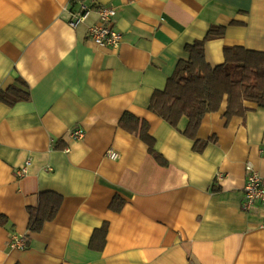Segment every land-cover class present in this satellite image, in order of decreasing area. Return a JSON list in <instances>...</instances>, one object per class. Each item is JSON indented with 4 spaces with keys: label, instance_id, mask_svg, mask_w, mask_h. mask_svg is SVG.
<instances>
[{
    "label": "crops",
    "instance_id": "0c3cea01",
    "mask_svg": "<svg viewBox=\"0 0 264 264\" xmlns=\"http://www.w3.org/2000/svg\"><path fill=\"white\" fill-rule=\"evenodd\" d=\"M79 1L114 7L117 47L88 36L94 12L69 24ZM211 25L225 33L204 44L210 64L225 45L264 52V0H0V89L30 95L0 102V264H264V211L241 206L246 162L264 174V108L227 120L224 101L203 116L201 151L185 118L176 128L148 108ZM124 112L147 121L165 165L120 127ZM43 191L60 206L28 232ZM13 233L25 247H8Z\"/></svg>",
    "mask_w": 264,
    "mask_h": 264
},
{
    "label": "trees",
    "instance_id": "16d2710c",
    "mask_svg": "<svg viewBox=\"0 0 264 264\" xmlns=\"http://www.w3.org/2000/svg\"><path fill=\"white\" fill-rule=\"evenodd\" d=\"M73 2V1H72ZM225 26L211 25L206 34L185 45L187 58L177 62L174 73L167 79L163 89L153 92L149 110L178 128L185 118L181 130L186 137L193 139L194 148L201 151L205 141L197 139V131L208 113L220 109L225 101L224 117H244L248 111L264 108V52L248 49L239 45L223 46V61L212 65L207 62L204 44L209 39L220 38ZM18 83L24 82L18 79ZM29 92L16 85L0 89V102L13 105L29 99ZM118 124L130 133L136 134L148 144L149 152L158 162L167 161L153 147V137L145 119L130 112L121 115ZM61 196L52 191L39 193L38 204L28 207V232L39 231L43 224L51 221L60 206ZM4 218L0 215V223ZM106 227L101 226L91 236L92 246L102 247Z\"/></svg>",
    "mask_w": 264,
    "mask_h": 264
},
{
    "label": "built area",
    "instance_id": "2783aa9c",
    "mask_svg": "<svg viewBox=\"0 0 264 264\" xmlns=\"http://www.w3.org/2000/svg\"><path fill=\"white\" fill-rule=\"evenodd\" d=\"M94 12L98 17V21L88 26V36L98 45L117 47L121 41L122 35L113 26V18L115 15L114 7L110 5H102L96 2L83 3L79 1L76 10L71 11L69 24L73 27L77 26L86 20L89 13ZM72 136L81 138L83 131L75 129L72 131ZM106 154L110 158H116L117 152L113 149H108ZM245 182L243 185V198L241 206L244 210H251L255 207H260L264 211V174H261L254 165L247 161L245 164ZM259 226H264V221L259 223ZM24 237L13 233L10 237L8 247L23 248L25 247Z\"/></svg>",
    "mask_w": 264,
    "mask_h": 264
}]
</instances>
